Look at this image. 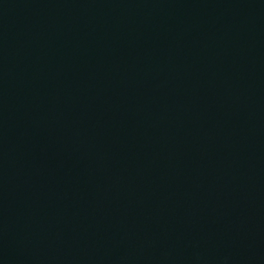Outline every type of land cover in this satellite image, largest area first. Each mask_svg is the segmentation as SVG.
<instances>
[{
    "label": "water",
    "instance_id": "1",
    "mask_svg": "<svg viewBox=\"0 0 264 264\" xmlns=\"http://www.w3.org/2000/svg\"><path fill=\"white\" fill-rule=\"evenodd\" d=\"M0 264H264V0H0Z\"/></svg>",
    "mask_w": 264,
    "mask_h": 264
}]
</instances>
